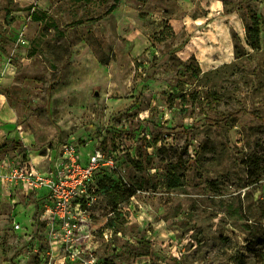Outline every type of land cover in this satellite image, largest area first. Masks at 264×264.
Returning a JSON list of instances; mask_svg holds the SVG:
<instances>
[{"label": "rangeland", "instance_id": "obj_1", "mask_svg": "<svg viewBox=\"0 0 264 264\" xmlns=\"http://www.w3.org/2000/svg\"><path fill=\"white\" fill-rule=\"evenodd\" d=\"M113 3L0 0V160L43 170L72 141L83 158L115 151L136 190L100 178L70 246L18 190L0 201V264H264V0ZM253 14L260 50L245 43Z\"/></svg>", "mask_w": 264, "mask_h": 264}, {"label": "built area", "instance_id": "obj_2", "mask_svg": "<svg viewBox=\"0 0 264 264\" xmlns=\"http://www.w3.org/2000/svg\"><path fill=\"white\" fill-rule=\"evenodd\" d=\"M17 155L1 158L0 185L34 193L40 200V221L53 242L62 241L61 246L78 240L81 228L87 226L100 178L112 174L127 183L115 151L94 149L83 158L77 143H59L50 150L43 170L35 169L29 158H15Z\"/></svg>", "mask_w": 264, "mask_h": 264}, {"label": "trees", "instance_id": "obj_3", "mask_svg": "<svg viewBox=\"0 0 264 264\" xmlns=\"http://www.w3.org/2000/svg\"><path fill=\"white\" fill-rule=\"evenodd\" d=\"M118 2L119 0H114V3L108 8L106 13L109 14L110 12H112L115 9ZM33 15H35L34 19L42 20L41 16H37L36 14H33ZM245 43L249 49L260 50V25H259V20L255 14L249 16V22L245 25ZM237 53H240V52L238 51ZM239 55H243V54H239ZM199 72L200 71L198 67L194 69L195 75H198ZM183 98H185V96ZM261 158L258 157L257 155H253V156H250L247 160V163H246L247 173H248L249 178L251 179V182H255L256 180H258L259 176L261 175V174L258 175L257 176L258 178L256 179L255 171L260 163L259 160ZM179 167H180L179 162H176L174 164L172 163L169 164V170L167 173V176H168L167 186L170 189H175L181 186V178L177 174V170ZM119 182L121 185H118L115 182H113V184L119 187V191L121 192L126 191L127 197L132 196L135 193L136 190H134L133 188L126 187L128 183H124L122 180H119ZM209 183L213 184L214 182L210 181Z\"/></svg>", "mask_w": 264, "mask_h": 264}, {"label": "crops", "instance_id": "obj_4", "mask_svg": "<svg viewBox=\"0 0 264 264\" xmlns=\"http://www.w3.org/2000/svg\"><path fill=\"white\" fill-rule=\"evenodd\" d=\"M38 170H42V169H38ZM0 188H2L1 190L3 191L2 192V198H0V201H3L4 203L6 204H14L17 200L14 199V198H11L12 195H16L17 194V191L18 190H23V191H26L27 193H30L31 191H27V190H24L22 189L21 187H17L16 189H4L1 185H0ZM10 201V202H9Z\"/></svg>", "mask_w": 264, "mask_h": 264}]
</instances>
